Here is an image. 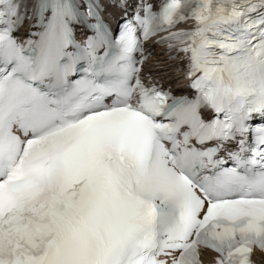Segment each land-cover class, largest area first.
<instances>
[{
  "label": "snow or ice",
  "instance_id": "6c2138e0",
  "mask_svg": "<svg viewBox=\"0 0 264 264\" xmlns=\"http://www.w3.org/2000/svg\"><path fill=\"white\" fill-rule=\"evenodd\" d=\"M149 44L190 92L154 78ZM257 251L264 0H0V264Z\"/></svg>",
  "mask_w": 264,
  "mask_h": 264
}]
</instances>
